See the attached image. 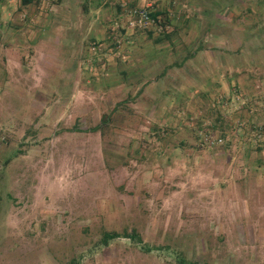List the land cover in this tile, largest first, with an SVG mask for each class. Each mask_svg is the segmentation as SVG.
<instances>
[{"label": "rangeland", "instance_id": "rangeland-1", "mask_svg": "<svg viewBox=\"0 0 264 264\" xmlns=\"http://www.w3.org/2000/svg\"><path fill=\"white\" fill-rule=\"evenodd\" d=\"M31 4L0 0V264H264V0H155L125 61L114 10Z\"/></svg>", "mask_w": 264, "mask_h": 264}, {"label": "built area", "instance_id": "built-area-1", "mask_svg": "<svg viewBox=\"0 0 264 264\" xmlns=\"http://www.w3.org/2000/svg\"><path fill=\"white\" fill-rule=\"evenodd\" d=\"M138 0H121L120 6L122 9L121 16L118 20H115L108 32V39L110 43L105 47H109L111 55L118 57L125 61L126 57L123 54L122 40L127 39L122 37L121 30H126L127 33L133 34L135 32H161L165 31L168 26H164L163 21L159 17H152L151 14L154 10L155 0H139L143 3L142 6H130V4ZM114 45V48H111ZM101 45L96 43L91 44L90 52L92 55H97L98 51H101ZM99 61V59H98Z\"/></svg>", "mask_w": 264, "mask_h": 264}, {"label": "trees", "instance_id": "trees-1", "mask_svg": "<svg viewBox=\"0 0 264 264\" xmlns=\"http://www.w3.org/2000/svg\"><path fill=\"white\" fill-rule=\"evenodd\" d=\"M39 2V0H22V5H29L31 3H37ZM152 17H159L162 19L163 24H165V18L162 17L161 13H158V11H153L151 14ZM146 33L148 34V36H154V32L152 31H146ZM121 34L122 37L127 38V39H131L130 37H132V35L134 34H129L127 33L126 30H121ZM171 31L169 30H165L163 32V34L159 35V37H163V38H159L157 37L158 41H161L162 39H166L169 40L171 37ZM111 48H114V45H111ZM128 238L129 240H131L132 243H134L135 245H139L142 244V239L139 236V234L135 231L132 230L130 233L127 232H116V231H105L102 233V236L100 237V239L98 240L97 246H108L111 242L116 241L119 238ZM157 249V248H155ZM146 251H151L152 249L149 248H145ZM177 264H200L198 262H194V261H189L186 258H184V256L180 253L177 254ZM74 261H72V263L69 264H73Z\"/></svg>", "mask_w": 264, "mask_h": 264}, {"label": "crops", "instance_id": "crops-1", "mask_svg": "<svg viewBox=\"0 0 264 264\" xmlns=\"http://www.w3.org/2000/svg\"><path fill=\"white\" fill-rule=\"evenodd\" d=\"M120 1L121 0H88V4H86V5H88V6L89 5L90 6L95 5V6H97L99 8L98 10H100L101 14H107L109 12L110 16L113 15V10H114V15L113 16L120 17L121 16V12H122V9H121V6H120ZM30 5H32V4H30ZM142 5H143V3L141 1H139V0L138 1H134V2H132L130 4V6H142ZM25 7H29V5H27V6L25 5ZM106 10L108 11L107 13H106ZM15 22H17V20H15ZM16 24H18L21 27L20 23L17 22ZM22 25H23V23H22ZM27 32H29V31L27 30ZM41 32H42L41 34H44L43 30H41ZM32 33L33 32L30 31V34L28 35L29 38L32 37ZM43 38L46 40V38H49V36L45 35Z\"/></svg>", "mask_w": 264, "mask_h": 264}]
</instances>
